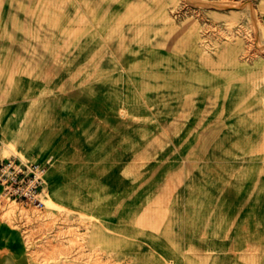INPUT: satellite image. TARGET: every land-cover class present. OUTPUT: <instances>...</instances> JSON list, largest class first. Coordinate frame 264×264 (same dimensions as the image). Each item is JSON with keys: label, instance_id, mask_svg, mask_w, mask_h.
<instances>
[{"label": "rangeland", "instance_id": "374dc122", "mask_svg": "<svg viewBox=\"0 0 264 264\" xmlns=\"http://www.w3.org/2000/svg\"><path fill=\"white\" fill-rule=\"evenodd\" d=\"M260 11L257 0H0V41L7 42H0V55L55 58L54 65H39L42 78L49 79L50 66L57 75L71 68L78 86L104 88L106 101L135 105L138 126L153 124V162L176 149L171 141L182 134L184 121V136L198 139L189 145L188 162L201 173L215 169L210 177L216 183L248 173L264 190ZM80 56L87 62L68 63ZM11 156L30 158L15 143L5 145L1 158ZM47 189L52 213L44 227L56 241L41 263L39 251L34 255L39 219H31L33 212L0 203V230L3 222L25 232L30 264H82V258L84 264H102L96 254L70 257L71 247L79 253L85 248L73 238L80 224L64 218L66 209L52 196L49 179ZM104 264L117 263L107 257Z\"/></svg>", "mask_w": 264, "mask_h": 264}, {"label": "crops", "instance_id": "0c3cea01", "mask_svg": "<svg viewBox=\"0 0 264 264\" xmlns=\"http://www.w3.org/2000/svg\"><path fill=\"white\" fill-rule=\"evenodd\" d=\"M258 6L264 20V0ZM46 59L0 55V160L5 145L15 143L30 159L49 163L50 192L66 209L64 218L80 224L73 238L85 244L80 253L71 247L72 259L96 254L102 264L107 257L117 264H264V190L258 182L243 173L222 184L210 177L215 169L201 173L188 162L189 145L198 139L184 136V121L182 134L171 141L176 149L153 162V124L138 126L135 105L106 101L104 88L78 86L71 68L57 75L50 66L49 79L42 78L39 65L57 63ZM69 60L87 62L82 56ZM29 211L39 219L33 241L39 240L34 255L39 251L41 263L56 241L44 227L52 212ZM1 227L0 264H30L25 232ZM64 239L67 247L69 236Z\"/></svg>", "mask_w": 264, "mask_h": 264}, {"label": "built area", "instance_id": "2783aa9c", "mask_svg": "<svg viewBox=\"0 0 264 264\" xmlns=\"http://www.w3.org/2000/svg\"><path fill=\"white\" fill-rule=\"evenodd\" d=\"M49 163L11 156L0 160V203L29 210L48 208Z\"/></svg>", "mask_w": 264, "mask_h": 264}, {"label": "bare ground", "instance_id": "6f19581e", "mask_svg": "<svg viewBox=\"0 0 264 264\" xmlns=\"http://www.w3.org/2000/svg\"><path fill=\"white\" fill-rule=\"evenodd\" d=\"M22 155V154H21ZM54 202V201H53Z\"/></svg>", "mask_w": 264, "mask_h": 264}]
</instances>
